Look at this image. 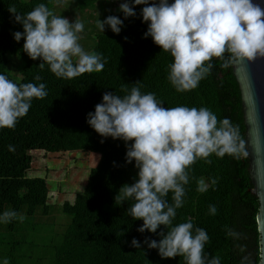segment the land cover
<instances>
[{
    "label": "trees",
    "instance_id": "16d2710c",
    "mask_svg": "<svg viewBox=\"0 0 264 264\" xmlns=\"http://www.w3.org/2000/svg\"><path fill=\"white\" fill-rule=\"evenodd\" d=\"M76 1L84 9L99 0ZM151 2L158 3L159 0ZM39 3L52 10V0H0V73L17 84L44 83L48 93L43 99L32 100L27 114L18 119L15 127L0 129V213L6 210L17 213V218L5 224L4 229L10 235L8 239L0 240V245L6 247L0 250V255L3 254V259L9 258V262L17 261L14 252L21 248L25 237L23 233H15L20 213L31 216L40 213L43 217L50 213L52 194L47 179L27 175L34 169L31 151L55 152L54 146L65 133L71 141L63 151L95 152L100 155V160L90 169L84 190L76 194L73 202L62 204V210L71 217L70 223L48 230L57 250L50 264H184L180 256L161 259L158 250L148 249L143 243L142 249L130 246L133 237L141 242L146 236L157 240L160 237L148 231H137L143 221L127 215L131 201L115 205L114 197L119 188L134 182L135 162H125L123 140L108 137L101 143L102 137L86 122V114L94 111L104 92L123 96L122 86L129 90L138 86L141 93H155L165 107H207L218 119L230 118L231 123L239 127L246 152L242 94L233 65L223 68V60L214 57L211 72L195 89L177 92L167 80L168 65L173 57L161 50L151 37H143L147 24L142 22L139 13L144 5H137L135 17L124 19L120 11L108 14L119 16L125 26L119 34L108 27V32L97 35L94 52L107 58L102 71L84 73L72 79L57 78L47 65L41 69L39 59L32 60L22 51L23 38L19 42L13 38V32L23 31V27L14 21L9 8L14 7L25 14ZM10 54L21 59L20 79L7 69ZM36 75L41 77L39 81L34 79ZM57 90L62 92H52ZM32 115L36 116L34 121ZM209 159L211 163L198 159L188 170L190 180L185 185V202L176 210L173 224L190 220L194 226L204 228L209 236L204 252L208 258L219 257L220 264H259L257 214L260 203L251 192L249 159L227 154L223 158L213 154ZM199 178L209 184L206 192L196 190ZM211 178L217 179L214 186ZM171 196L170 192L167 197L170 203ZM210 204L216 207L214 215L208 213ZM36 264L48 263L43 258Z\"/></svg>",
    "mask_w": 264,
    "mask_h": 264
},
{
    "label": "clouds",
    "instance_id": "9594fccd",
    "mask_svg": "<svg viewBox=\"0 0 264 264\" xmlns=\"http://www.w3.org/2000/svg\"><path fill=\"white\" fill-rule=\"evenodd\" d=\"M137 5H144L139 13L147 24L143 37H151L173 57L167 80L177 92L195 89L211 72L214 57L223 60V68L243 59L264 57V0H124L118 11L124 19L135 17ZM9 11L23 27V31L13 32V38L17 42L23 38L22 51L32 60L39 59L41 69L47 65L62 79L103 70L107 58L86 52L79 43L84 23L78 16L70 22L44 3L25 14L14 7ZM96 26L101 32L107 26L119 34L125 25L119 16L108 15L99 18ZM34 79L39 81L41 77L36 75ZM121 91L123 96L104 92L94 111L86 114V122L102 137L101 143L108 137L123 140L125 162H135L134 182L119 188L114 203L119 206L131 201L127 215L143 221L137 231H148L160 239L146 236L141 242L133 237L130 246L142 249L143 243L148 249L158 250L161 259L180 256L184 264H220L219 257L208 258L204 252L209 239L204 228L194 226L190 220L178 224L173 221L176 210L184 205L192 164L198 159L211 163L209 157L213 154L219 158L226 154L235 158L247 155L239 127L228 117L218 119L207 107H165L155 93H141L138 86L130 90L122 86ZM47 95L44 83L17 84L0 73V129L15 127L27 114L32 100ZM216 183L217 179L211 178V184ZM196 184L198 192L208 190L209 184L203 178ZM170 192L171 203L167 199ZM208 213H216L215 205L208 206ZM15 218V210L0 213V223ZM3 264L8 261L5 259Z\"/></svg>",
    "mask_w": 264,
    "mask_h": 264
},
{
    "label": "rangeland",
    "instance_id": "374dc122",
    "mask_svg": "<svg viewBox=\"0 0 264 264\" xmlns=\"http://www.w3.org/2000/svg\"><path fill=\"white\" fill-rule=\"evenodd\" d=\"M124 0H99L94 6L80 8L76 0H52V11L57 15L67 17L70 22L74 21L76 16L83 21L84 31L80 34L79 43L86 52H93L97 41V35L108 32L106 26L105 32H101L96 22L103 20L111 12H119V4ZM8 70L16 79L21 78L20 67L21 59L15 55H9ZM59 94L60 90L52 91ZM40 100V99H38ZM36 116L32 115V121ZM38 133V132H37ZM62 139V140H61ZM57 146H54L55 152H47L42 149L31 151L33 155V167L28 171V177H45L51 191L50 202L51 211L43 217L40 213L33 216L20 213L24 219L18 218L16 232L24 234V243L14 254L16 262H9V258L0 255V264L6 259L8 264H36L41 259L46 258L48 264L52 263L55 257L54 238L49 228H56L58 225H68L71 217L62 210V204L65 201H73L76 194L82 192L87 184L89 171L98 164L100 155L95 152L78 150H65L69 145L68 134L63 133ZM47 153V154H46ZM9 209V207H7ZM6 223H1L0 240H6L9 237V231L4 229ZM58 237L60 234H56ZM48 237V238H47ZM20 236H17V239ZM59 239H56L57 241ZM4 245H0V250H5ZM26 256V257H24Z\"/></svg>",
    "mask_w": 264,
    "mask_h": 264
},
{
    "label": "water",
    "instance_id": "95a60500",
    "mask_svg": "<svg viewBox=\"0 0 264 264\" xmlns=\"http://www.w3.org/2000/svg\"><path fill=\"white\" fill-rule=\"evenodd\" d=\"M239 83L245 119L246 153L253 187L259 200L257 214L260 261L264 264V57L243 59L233 65Z\"/></svg>",
    "mask_w": 264,
    "mask_h": 264
}]
</instances>
